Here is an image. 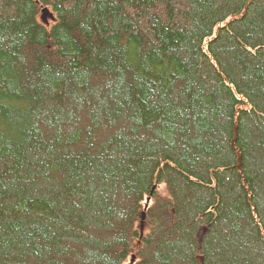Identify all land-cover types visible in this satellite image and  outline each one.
Returning <instances> with one entry per match:
<instances>
[{
    "label": "trees",
    "instance_id": "obj_1",
    "mask_svg": "<svg viewBox=\"0 0 264 264\" xmlns=\"http://www.w3.org/2000/svg\"><path fill=\"white\" fill-rule=\"evenodd\" d=\"M134 254L264 264V0H0V264Z\"/></svg>",
    "mask_w": 264,
    "mask_h": 264
},
{
    "label": "water",
    "instance_id": "obj_2",
    "mask_svg": "<svg viewBox=\"0 0 264 264\" xmlns=\"http://www.w3.org/2000/svg\"><path fill=\"white\" fill-rule=\"evenodd\" d=\"M40 19H41V23H43L46 27L49 26L48 20L54 22L53 14H51L47 9H43L42 10V17ZM140 219L141 220H140L139 228H140V232H141V235H142V233L144 231V228H145V213L144 212L141 213ZM206 232H207V229L206 228H202L201 229L200 234H199V237H198L200 244L202 243L203 238H204ZM133 260H134V257H132V261ZM198 260L200 261L201 264L203 263L201 257H199Z\"/></svg>",
    "mask_w": 264,
    "mask_h": 264
},
{
    "label": "bare ground",
    "instance_id": "obj_3",
    "mask_svg": "<svg viewBox=\"0 0 264 264\" xmlns=\"http://www.w3.org/2000/svg\"><path fill=\"white\" fill-rule=\"evenodd\" d=\"M43 9H47V8H40V10H39V15H38V19H39L40 22H41V19H40V18L42 17V10H43ZM47 10H48V9H47ZM48 11H49V10H48ZM49 12H50V11H49ZM50 13H51V12H50ZM51 14H52V13H51ZM165 191H166V189L163 188V191L161 190L160 193H161V194H165ZM198 258H199V257H198Z\"/></svg>",
    "mask_w": 264,
    "mask_h": 264
},
{
    "label": "rangeland",
    "instance_id": "obj_4",
    "mask_svg": "<svg viewBox=\"0 0 264 264\" xmlns=\"http://www.w3.org/2000/svg\"><path fill=\"white\" fill-rule=\"evenodd\" d=\"M48 21H49V20H48ZM163 188H164V186H161V187L159 188V190H160V191H161V190L163 191ZM164 189H165V188H164ZM164 195H165V194H164ZM135 254H137V253H135ZM135 254L133 255L134 258L136 257ZM139 262H140V257L138 258V263H139ZM125 264H135V263H134V261L131 262V261L128 260Z\"/></svg>",
    "mask_w": 264,
    "mask_h": 264
}]
</instances>
